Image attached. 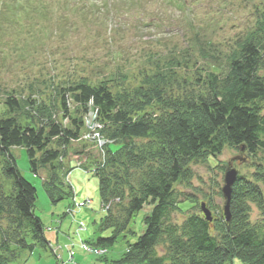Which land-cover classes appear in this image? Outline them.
<instances>
[{"label":"trees","instance_id":"obj_1","mask_svg":"<svg viewBox=\"0 0 264 264\" xmlns=\"http://www.w3.org/2000/svg\"><path fill=\"white\" fill-rule=\"evenodd\" d=\"M54 7L78 10L71 1L62 6L56 0L47 7L44 0H0V20L19 13L25 18L27 14L45 18ZM257 14L253 26L224 59L212 43L192 36V46L210 68L204 77L195 73L193 81L178 75L183 63H191L186 54L173 56L168 68L143 74L132 88L110 79L80 76L59 82L49 78L44 88L50 94L45 100L32 96L44 94L35 84L29 87V96L4 91L0 157L3 176L12 180V187L8 194L0 191L4 224L0 226V264L49 246L44 224L34 213L36 189L20 175L11 149L26 150L33 175L50 170L42 186L52 204L70 199V189L61 188L65 186V177L59 175L64 171L61 159L68 157L72 143L81 142L90 109L97 111L99 134L110 144L104 147L103 165L90 157L89 165H97L94 175L101 204L111 202L98 224L101 232L109 230L110 235L90 245L108 251L118 239L134 236L132 219L144 206H152L142 221L144 233L134 243L127 242V251L119 259L109 262L103 256L98 258L101 262L231 264L236 259L241 264H264V13ZM59 19L64 20V15ZM19 26L26 28V20L18 21L15 27ZM3 34L0 27V41ZM226 147L237 152L243 148L252 169L248 175H239L233 186L230 223L208 196L204 199L214 212L211 222L202 214H191L181 225L173 223L175 213L200 208L192 196L177 200L175 186L189 187L191 165L215 159ZM217 195L222 198L220 191ZM181 203L188 204V210H182ZM252 207L260 213L259 222L251 221Z\"/></svg>","mask_w":264,"mask_h":264},{"label":"rangeland","instance_id":"obj_2","mask_svg":"<svg viewBox=\"0 0 264 264\" xmlns=\"http://www.w3.org/2000/svg\"><path fill=\"white\" fill-rule=\"evenodd\" d=\"M75 6L77 11L60 8L53 12V17L26 16L23 31L9 22L0 23L4 31L0 50H6L0 55V104L4 102V91L15 90L29 96V87L33 89L34 84L44 93L41 96L33 94L34 99L45 100L50 94L44 88L49 78L55 82L73 81L80 76L94 80L110 79L122 87L132 88L139 85L143 74L168 68L173 56L180 58L186 54L191 56V63L187 66L183 63L178 75L193 81L195 73L204 77V72H209L210 68L192 46V36L198 35L199 41L212 43L219 51L218 56L224 59L233 49L234 42L253 26L257 11L264 13V0H76ZM60 14L64 15V20L59 19ZM95 117L97 115L92 113L84 118L88 142L71 144L68 157L63 159L64 171L59 173L64 178L66 171L73 167L69 178L76 200L90 199L93 203L81 211L73 210V216L65 215L71 199L66 197L52 204L45 193L42 179L49 177L50 170L45 168L38 176L33 175L26 150L11 149L20 175L36 189L34 213L44 224L47 241L52 250L58 252L60 248L62 251L57 257L49 248H39L32 254L23 253L9 264H110L127 251V242L134 243L144 233L142 221L151 214L150 205L144 206L132 219L130 228L135 235L128 236L126 241L118 239L116 245L108 249V263L80 248L76 237L79 234L88 248L101 236L110 235L109 230L101 232L98 225L107 214L101 208L98 179L94 173H86L77 167L85 165L95 171V164L89 165L88 158H96L102 165L105 161L106 153L99 151L96 141L90 140V134H99L101 129L92 127L97 122ZM237 155L236 150L226 147L215 159L191 165L193 179L189 187L175 186L177 200L192 196L201 204L206 203L204 196H208L219 212L223 204L217 195L223 181L222 169ZM248 164L235 163L239 175L252 172ZM3 167L4 159L0 157V191L8 194L12 180L3 176ZM61 188L68 191L66 185L62 184ZM102 207L108 210L111 202ZM181 208L188 210L189 205L181 203ZM111 210L116 212L114 208ZM210 212L213 216L211 208ZM191 214L200 215V209L177 212L172 216V222L181 225ZM250 218L252 223L261 220L255 207H252ZM79 223L83 224V229ZM0 226L4 227V224L0 222ZM69 251L74 254L72 262H69ZM157 252L163 253L160 247ZM231 264L241 263L233 259Z\"/></svg>","mask_w":264,"mask_h":264},{"label":"water","instance_id":"obj_3","mask_svg":"<svg viewBox=\"0 0 264 264\" xmlns=\"http://www.w3.org/2000/svg\"><path fill=\"white\" fill-rule=\"evenodd\" d=\"M246 164L249 163L248 157L244 154V149L242 148L236 157L230 159V161L224 167L223 172V181L222 186L220 188V193L222 196L223 204L221 207L222 218L225 220L227 224L231 221V213H230V202L233 192V186L238 178L239 172L234 164ZM200 213L204 217V219L208 222L212 221V214L206 203L200 204Z\"/></svg>","mask_w":264,"mask_h":264},{"label":"built area","instance_id":"obj_4","mask_svg":"<svg viewBox=\"0 0 264 264\" xmlns=\"http://www.w3.org/2000/svg\"><path fill=\"white\" fill-rule=\"evenodd\" d=\"M91 114L92 113H89L88 116H91ZM93 115L96 116V112H94ZM94 126H98V125L93 123L92 127H94ZM85 139L88 140L89 136H87V137L85 136ZM90 140L91 141H96L98 143V145L100 146V148H102V146L104 144V142L101 139V137L99 136V134L94 133V132L90 134ZM90 204H91V202L89 200H85L84 202L75 203V208L77 210H81L83 208H88L90 206ZM70 213H71V211H68V214H70ZM79 227H81L82 229L84 228V226L81 223H79ZM79 235H77L76 237L79 238L80 248L82 249L83 252L91 254V255H94L96 257H103V256L106 255L107 251L105 249H99V248L96 249V248H92V247L88 248L87 246H85V244L80 240V236ZM69 252H71V254L69 255V262H72L73 259H74V257H73L74 254H73L72 251H69ZM53 253L54 254L57 253V250H53Z\"/></svg>","mask_w":264,"mask_h":264},{"label":"bare ground","instance_id":"obj_5","mask_svg":"<svg viewBox=\"0 0 264 264\" xmlns=\"http://www.w3.org/2000/svg\"><path fill=\"white\" fill-rule=\"evenodd\" d=\"M29 17H32L31 15Z\"/></svg>","mask_w":264,"mask_h":264}]
</instances>
